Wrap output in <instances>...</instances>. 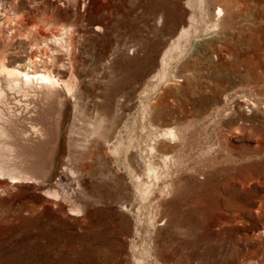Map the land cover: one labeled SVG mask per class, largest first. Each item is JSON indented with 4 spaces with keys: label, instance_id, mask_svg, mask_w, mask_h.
<instances>
[{
    "label": "rangeland",
    "instance_id": "rangeland-1",
    "mask_svg": "<svg viewBox=\"0 0 264 264\" xmlns=\"http://www.w3.org/2000/svg\"><path fill=\"white\" fill-rule=\"evenodd\" d=\"M189 1L0 0V58L52 57L58 81L15 95L28 176H0V264H264V0H226L207 32L217 0ZM64 27L69 51L44 46Z\"/></svg>",
    "mask_w": 264,
    "mask_h": 264
},
{
    "label": "bare ground",
    "instance_id": "bare-ground-1",
    "mask_svg": "<svg viewBox=\"0 0 264 264\" xmlns=\"http://www.w3.org/2000/svg\"><path fill=\"white\" fill-rule=\"evenodd\" d=\"M225 1L226 0H217L216 11L213 15V19L209 18L208 13H204L203 11H201V14H199L197 18L200 24H197L195 26V32H197L200 28H203V31L205 32H207L210 29V27H213L214 31L221 28L222 17L224 14L223 3ZM189 2L193 4V6L197 8V10L201 9L203 4L202 0H191ZM210 22L211 25H208ZM205 24L207 25L206 28L203 27ZM62 29L63 32H61L58 35H53L51 39H47L46 41H44V46H48V43L50 41L60 45L61 47L69 51L72 45L68 43L69 41L66 40L65 34L67 32V29L66 27ZM38 47L41 48L39 44L35 46V48ZM47 58L48 59H46L45 61L42 59L41 55L37 56L36 54H33L27 60L26 63L18 64L17 66H9L7 65V63H5L4 59L0 58V176H8L9 178L16 181L25 179L28 176V172L26 171L27 165L22 162L16 163V161L14 160L13 157L14 148H13V144L10 141L11 138H13V120L15 118L14 99H16L15 98L16 93H19L25 99H29L32 91H38L45 95L46 93H56L58 91V84H57L58 81L53 77L52 71L48 67L49 65L53 67L56 63L52 59V57L50 58L49 56H47ZM38 65L43 67V71L38 70L39 67ZM64 118L65 115L63 112H61V114L59 115V119L63 121L65 120ZM98 120L99 122L96 121V123L93 126H91L92 127V130L90 131L91 135H98V134L103 135L102 132L103 118L99 117ZM126 126L127 125H125V127ZM136 127L137 126L135 121L134 124H132V126L127 129L129 135H127L124 142L121 140L122 137H118L120 139H118L115 145V150L117 152H119L120 154L127 155V153L132 151V149H135L138 155H142L143 148L140 146V142L138 141V138H142V137L135 135ZM71 132H73L74 134L75 130L71 129ZM161 136L175 140L178 135L175 129L167 128L161 132ZM152 150H155V148L153 147ZM57 153H58V149L53 147L48 156V162L50 165H54V162L56 161L57 158ZM167 160L168 157H163V162L165 166L167 164L166 162ZM127 166L130 171L131 174L130 176L133 180L134 187L136 191H138L139 187L137 186V182L140 180V176L134 171L135 169H132L129 163L127 164ZM159 169L160 166H157L153 162H149L148 178L150 180H160L161 174ZM49 173H50V169L45 172V175L47 176L49 175ZM151 186H152L151 184L148 185L147 193L151 192ZM195 210L198 211V208L196 206H191L190 214L194 215Z\"/></svg>",
    "mask_w": 264,
    "mask_h": 264
}]
</instances>
